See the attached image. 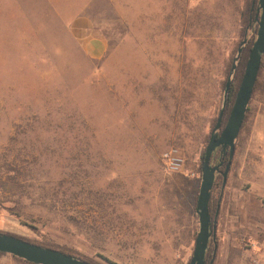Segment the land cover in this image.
<instances>
[{"label": "rangeland", "instance_id": "obj_1", "mask_svg": "<svg viewBox=\"0 0 264 264\" xmlns=\"http://www.w3.org/2000/svg\"><path fill=\"white\" fill-rule=\"evenodd\" d=\"M250 1L0 0V232L95 264H188L201 156L237 51L256 39ZM84 6L86 31L71 22ZM95 32L100 58L86 47ZM262 60L213 190L212 264H264ZM171 148L178 173L162 164Z\"/></svg>", "mask_w": 264, "mask_h": 264}, {"label": "water", "instance_id": "obj_2", "mask_svg": "<svg viewBox=\"0 0 264 264\" xmlns=\"http://www.w3.org/2000/svg\"><path fill=\"white\" fill-rule=\"evenodd\" d=\"M256 11L257 14L254 19V22L258 25L256 39L249 51L244 73L235 95L234 102L228 114L226 123L223 128H221L232 83L231 76L234 73L236 62L242 52V46L245 44V40L242 41L241 47L237 51V57L232 63L229 77L225 83L222 107L218 113L215 126L210 133L204 151L201 165V181L195 209L198 216L199 231L188 264H207L206 253L210 238H215L220 203L217 205L212 223L209 204L213 183L216 174L220 173L222 175L221 191L224 190L235 152V142L242 129L261 66L262 57L264 55V0H257ZM219 148L221 149L222 155L227 156V163L222 172H219V167L222 163L211 165L212 155ZM215 250L216 246L214 247V252ZM0 253L11 255L29 264H88L85 261L79 260L58 250L41 247L13 235L1 232ZM212 262L213 260L210 264H212Z\"/></svg>", "mask_w": 264, "mask_h": 264}, {"label": "trees", "instance_id": "obj_3", "mask_svg": "<svg viewBox=\"0 0 264 264\" xmlns=\"http://www.w3.org/2000/svg\"><path fill=\"white\" fill-rule=\"evenodd\" d=\"M251 2H252V0L247 5L248 6V15L246 17V24L247 25L249 24V22L254 21L255 16L257 14V11H256V2H254V5H251ZM251 44H252V41L248 44L247 47H245V49L243 50V52L241 53V56L239 58V63H238L237 68H236V70L234 72L233 80H232V83H231V87H230V91H229V97H228V101H227V105H226L225 114H224V117H223V122H222L221 128H223L224 124L226 123L228 113H229V111H230V109L232 107V104L234 102L235 95L237 93L239 84L241 82V79H242V76H243V73H244V69H245V65H246L247 59H248V55H249V51H250V48H251ZM262 62H263V60H262ZM261 74H262V63H261L260 69H259V73H258V76H257V80H256V83H255V86H254V90H253L252 96H254L258 92V90H259V82H260ZM216 120H217V118L215 119L214 124L212 125L211 131L213 130V128L215 126ZM211 131H210V133H211ZM209 137H210V134H209ZM203 156H204V153L201 156V160L202 161H203ZM219 157H220L219 152L215 151L213 153V155H212L211 162H214ZM226 163H227V156L224 159V163H223L222 168L220 169V172H222L224 170ZM221 186H222V175L219 173L218 175L215 176V180H214L213 187H212V191H211V200H210V204H209L211 218L215 215V211L217 209V205H216V207H213L212 206V202H213V190L215 188L221 189ZM219 195H220V191H219ZM216 203L218 204V202H216ZM20 224H23V223L20 222ZM1 233H3V232H1ZM5 234H9V233H5ZM9 235H12V234H9ZM13 236H15L17 238H20L22 240H25V241H27L29 243H32V244H35V245H39L41 247L51 248V249L58 250V251H60L62 253L71 255V256L79 259V260L85 261L88 264H95V263H92L90 260H86V259L81 258V257H79L77 255H74V254H72L70 252H66V251H64L62 249L55 248V247L50 246V245H44V244H41V243L31 242V241L27 240L26 238H23V237H20V236H16V235H13ZM213 259H214V255H212V253H210V251H208L206 253V262H207V264H210V262ZM104 260H106V262H108L109 264H117V263L108 261L107 259H104ZM27 264H29V263H27Z\"/></svg>", "mask_w": 264, "mask_h": 264}, {"label": "crops", "instance_id": "obj_4", "mask_svg": "<svg viewBox=\"0 0 264 264\" xmlns=\"http://www.w3.org/2000/svg\"><path fill=\"white\" fill-rule=\"evenodd\" d=\"M86 9L87 7L84 6L82 8L75 9L76 10V15L80 16L79 19L75 18L71 22L73 23H81L85 24L84 30L90 29L91 21L87 19L86 17ZM79 11V12H78ZM87 52L95 57V58H100L105 54L106 51V43L104 39L99 36L96 32L93 33L89 38H87Z\"/></svg>", "mask_w": 264, "mask_h": 264}, {"label": "built area", "instance_id": "obj_5", "mask_svg": "<svg viewBox=\"0 0 264 264\" xmlns=\"http://www.w3.org/2000/svg\"><path fill=\"white\" fill-rule=\"evenodd\" d=\"M164 169L168 173H178L182 169V159L176 149H169L161 156Z\"/></svg>", "mask_w": 264, "mask_h": 264}, {"label": "flooded vegetation", "instance_id": "obj_6", "mask_svg": "<svg viewBox=\"0 0 264 264\" xmlns=\"http://www.w3.org/2000/svg\"><path fill=\"white\" fill-rule=\"evenodd\" d=\"M216 151L219 152L220 157L217 159V161H216V163H214V165H218L219 163H222V165L219 167V172H220V169H221L222 166H223L224 159H225L226 156H223V155H222V153H221V149H220V148L217 149ZM218 174H219V173H217L216 175H218ZM221 197H222V196L220 195V199H219L218 203H220ZM217 205H218V204H217ZM213 218H214V216L211 218L212 223H213ZM212 240H213V238H210V241H212Z\"/></svg>", "mask_w": 264, "mask_h": 264}]
</instances>
